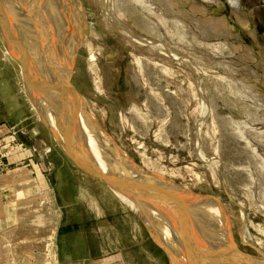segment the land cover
I'll return each mask as SVG.
<instances>
[{"label":"rangeland","instance_id":"obj_1","mask_svg":"<svg viewBox=\"0 0 264 264\" xmlns=\"http://www.w3.org/2000/svg\"><path fill=\"white\" fill-rule=\"evenodd\" d=\"M17 1L0 7L19 5L10 13L18 26L25 5L44 6L51 29L58 14L68 83L93 116L99 149L136 171L144 191L145 179L165 187L193 235L163 203L150 204L159 221L182 243H214L215 264H264V0H238L236 12L226 0ZM216 24L229 28L226 38L217 39ZM28 87L0 37V124L30 154L0 176V264H59L71 256L65 235L82 230L90 255L73 264H170L141 220L64 154L46 123L50 105L37 96V106Z\"/></svg>","mask_w":264,"mask_h":264},{"label":"bare ground","instance_id":"obj_2","mask_svg":"<svg viewBox=\"0 0 264 264\" xmlns=\"http://www.w3.org/2000/svg\"><path fill=\"white\" fill-rule=\"evenodd\" d=\"M226 1L228 2L229 6L232 7L234 12H236V9H239L238 0H226ZM17 2L20 4L19 0ZM1 6L3 9L4 7L3 3H1ZM23 7H25L26 14H28L27 11H29V13L32 12L30 9L31 6L25 5ZM2 9L0 7V37H2L3 41H5L9 49V52H11L13 56H16V59L18 58V61L22 63L21 65L24 68V76L26 80L32 84V87H33V89L28 87V90H29L30 96L32 97L34 103L38 106L39 98H40L41 105L42 104L44 105L47 103L48 105H50L49 113L51 114L53 119L48 118L47 122L45 121L46 123H48L49 128H51L52 130H55L56 132H58L59 135L62 136L64 144L67 146V148L72 153H74L76 158H78L79 160L83 161L86 164L97 166L99 169L103 170L104 172H113L119 176H124L128 180L134 182L135 184H137V186L140 187V184H139L140 177L136 175L137 172L131 169L129 170L127 168H124L123 166L121 167L120 164L111 163L109 161V157L107 158L109 154L99 149L98 143L95 142L94 135H97V133L95 132V129L93 127H90L89 124L87 123V120H91V121L93 120L92 118L93 116L91 117V114H89L86 111V104H85L84 98L77 91H75L73 87L71 88V86L68 83L67 67L70 61V54H68V56L65 58V61H64L63 59L64 41L57 40V27L56 26L53 29V35H52V32H51L52 29L49 28V25H48V23H50L49 21L51 18H49V21H47L46 23L47 25L44 24L45 22L42 23L43 20H40L41 24L38 25L40 26L39 27L40 29L38 28V26H36L35 28L34 27L35 25L33 26L34 28H32V30L37 29L36 32H34V30L32 31L34 32V34L37 33L36 35L38 37L37 41L36 40L34 41L38 45V50H37L33 48V44H31L27 39H25L26 37L23 34L22 36L25 37V38L23 37L24 43L17 39L14 41H12L11 39H7V36L5 34L7 32L8 33L10 32L9 29L13 31V28L10 25L9 26L11 28L10 27L8 28L7 24L3 23V19H4L3 14H5V12L3 13V11L6 9H3V11ZM9 14L10 13H8L6 10V15L8 19L5 16L6 18L5 21L6 22L7 21L9 22V20L14 21L15 22L14 28H16L18 26L16 25L17 21L15 20V17L14 18L12 17L10 19L11 16ZM28 15H27L28 18L32 17V16L29 17ZM45 15H48V14H45ZM24 19L26 20V18ZM30 23H27V24L24 23L23 25L27 26V29L28 28L30 29L31 28ZM220 24L215 25V33H216L215 36L219 37L217 39L225 38L224 36H227L226 29H229V28L219 27ZM23 25H20V27L21 29L23 28L25 31L26 28ZM222 25L225 26L224 23ZM43 27L46 28V30L42 31ZM51 27H52V24H51ZM38 31H42L43 34L39 35L41 33ZM26 34H27V38L30 39V33L28 32ZM218 35H221V36H218ZM52 40H53L54 45L52 44ZM13 42H15V45L11 46ZM19 42L21 43V45H23L22 48H20L17 45V43ZM27 43L29 46L27 45ZM16 45H17V48H16ZM30 48H31V53L34 54L32 56V59H36V61L40 60L39 62L42 64V65L40 64L41 66L39 67V69L35 70L33 68L34 66L32 67L30 65L29 62H31L32 60L31 61H27V60H29L31 56H28L27 53L23 52V51H26L27 49L29 51ZM42 51H44V54ZM246 53L249 54L248 51ZM54 55L55 57L57 56L59 59V65L57 67L53 65V63H55L56 65L58 64V60L57 58L55 60ZM43 61H45L44 64H43ZM44 65L47 66L46 69ZM30 78L32 79L30 80ZM38 85L43 88V92L45 95L44 97L46 98V101L42 99L43 93L41 92V90L35 87ZM43 118L45 119L44 116ZM52 121L55 122L56 124L52 123ZM100 138L101 137L99 136V140ZM143 182L148 184L150 188L151 186L155 188L161 187L157 182L150 181L149 179H145L143 180ZM111 192L132 212L137 213L140 216V218L149 227V230L151 231L154 239L170 252L171 254V257L169 260L170 264H215V253H214L215 244L214 243L207 242L208 247H204L203 245L198 244V243H193L192 245H188V243L185 241L184 243H182L174 236V234L170 231V229L165 227L159 221V219L161 218H159V214L157 213L158 210L153 209V206L150 207L144 204V202H142L140 198H137V197L133 198L129 195L118 192L114 189H112Z\"/></svg>","mask_w":264,"mask_h":264},{"label":"water","instance_id":"obj_3","mask_svg":"<svg viewBox=\"0 0 264 264\" xmlns=\"http://www.w3.org/2000/svg\"><path fill=\"white\" fill-rule=\"evenodd\" d=\"M15 58H16V56H15ZM17 60H18V58H17ZM49 129L52 132L55 140L57 141L58 145L60 146V148L62 149L64 154L78 168H80L81 170H83L87 174H90V175L95 176V177L99 178L100 180H102L109 189H111V190L114 189V190H116L118 192L124 193V194L129 195V196H131L133 198L134 197L140 198L141 201L144 202V204H146L148 206L150 205V203L153 204L154 206H155V204L156 205H162V203H163L165 208H167L174 216L175 215L177 216V219H178L177 222L179 224V228L178 229L184 234L188 233L190 236L193 235L192 232L189 230V227L187 228L185 226V223H187V220H189V218L187 219V216L184 213V209L181 206H179V205L173 204V201L168 199L164 195L163 191L167 190L165 187L164 188L163 187H157L158 189L153 187V186H151V188L147 187V189H148L147 191L151 190L150 192L147 193V191H144V188H140L139 186H137V184H135L134 182L128 180L124 176H119V175H117L116 173H113V172H104L103 170L99 169L97 166H92V165L84 163L83 161H81L78 158H76L74 153H72L67 148V146L64 144L62 136L59 135L58 132H56L55 130H52L51 128H49ZM143 185H142V187H143ZM157 192H159L161 194L158 196ZM163 205H162V207H163ZM158 211H159V209H158ZM134 214L144 224V226L146 227V229H147L149 235L151 236L153 242L166 254L168 260H170V257H171L170 252L164 246L159 244L154 239L151 231L149 230V227L140 218V216L137 213H134ZM166 219L169 220L168 218H166Z\"/></svg>","mask_w":264,"mask_h":264},{"label":"crops","instance_id":"obj_4","mask_svg":"<svg viewBox=\"0 0 264 264\" xmlns=\"http://www.w3.org/2000/svg\"><path fill=\"white\" fill-rule=\"evenodd\" d=\"M26 151H23V152H20V151H15V152H13L12 154H11V156L8 158V161H9V163H11V165L12 164H15V165H17V164H20V163H23L26 159H28L29 157H30V154H28V153H26ZM28 154V155H27ZM29 162H30V160H29ZM20 177H22L21 175H19ZM41 177L42 178H44L42 175H41ZM21 181V180H20ZM24 183H26V184H28V182L27 181H23ZM45 182V181H44ZM45 184H46V182H45ZM41 188V187H40ZM29 189H26V191H27V193L25 192V197H28V195H29V192H30V190L28 191ZM18 191V190H17ZM17 191H16V193H17ZM23 191V190H22ZM16 195V194H15ZM45 200L46 201H49V203L50 204H52V202H53V200H52V198H50L48 195L47 196H45ZM18 201H21V200H18ZM74 204V203H73ZM75 205V204H74ZM5 207H7V212L5 211ZM4 207V212H5V215H6V213H7V218L8 219H12L13 218V211H12V207H11V202L7 205V206H5ZM16 215V214H15ZM9 216V217H8ZM74 218H77V216H75ZM40 219V220H39ZM43 219V218H42ZM39 220V221H38ZM45 220V219H44ZM34 221L36 222V226H38V225H43L42 223V220H41V217H37V218H35L34 219ZM59 220H58V217L56 218V220L54 221V219L52 218L51 219V224L52 225H54V223L56 222H58ZM45 223H50V221H48V220H46V222ZM85 234H90L89 232H84L83 230L82 231H78V232H75V234H72L71 232L70 233H68L67 235H65L67 238H69L70 239V236H71V240H68L64 245H63V247L64 248H68V250L67 251H69L70 253H71V256H69V259L68 260H66V261H61V262H59V264H73V262L72 261H70L71 259H73V261H74V263L76 262V261H82V260H85L84 259V257H83V255L85 254L86 255V257L88 256V255H90V249L88 248V246H87V236L85 235ZM72 236H73V238H72ZM61 246H60V249L59 248H57V253L59 254V259H61ZM96 248V247H95ZM94 247L93 248H91L92 250H94L95 249ZM69 249H71V250H69ZM48 250H49V253H51V255H52V251H51V249L50 248H48ZM64 251H66V250H64ZM50 255V256H51ZM84 255V256H85ZM54 256H56L55 255V253H54ZM77 256H79V257H77ZM90 264H92V262L90 263Z\"/></svg>","mask_w":264,"mask_h":264},{"label":"flooded vegetation","instance_id":"obj_5","mask_svg":"<svg viewBox=\"0 0 264 264\" xmlns=\"http://www.w3.org/2000/svg\"><path fill=\"white\" fill-rule=\"evenodd\" d=\"M168 1H170L169 3H172V1L171 0H168ZM199 1H201V0H199ZM13 3H10V5H12ZM15 4V3H14ZM178 6H181L179 3H178ZM199 6V5H198ZM206 6V5H205ZM8 7V9H9V11H11V9H13V7L15 8L14 10H18L17 8H18V6H7ZM13 10V11H14ZM31 10L33 11V12H30L29 13V11H27V13L29 14H24V15H22V13H17L16 15L17 16H19V19H21V21L23 20L24 21V23H30L31 21H33V22H31L30 24H31V28L29 29H27V26H25V25H23L24 23H23V21H22V25L23 26H25V28H26V30L24 31V29L22 28V33L21 34H23V35H25V37L24 36H20V34H19V32H17V30H16V33H18L17 35H19V36H17L16 34H15V32L13 33L14 35V37H11L10 39L12 40V41H14L15 40V37L17 36L18 37V39H19V37H22V39H23V37L25 38V39H27L31 44H33V48H35V49H37L38 50V45H37V43H35L34 41L36 40L37 41V33L36 34H34V32H32L33 30H32V28H36V26H37V24H36V20L35 19H37L38 17H39V20H40V16H42V14L44 15V17H45V19L46 20H48L49 21V19H48V17H46L45 16V9H44V6H42L41 8H39V9H37V8H34V10L31 8ZM13 11H11V12H8V13H11L12 14V12ZM19 11V10H18ZM36 11V12H35ZM4 12H5V16H6V11L4 10ZM58 13V12H57ZM10 15V14H9ZM27 15L30 17V16H32V17H30V18H28L27 17ZM58 15V14H57ZM57 15H56V18L53 20V22H54V24H53V26H52V31H53V29H54V27L56 26L57 27V25H58V20H57ZM11 16V15H10ZM12 17V16H11ZM24 18H26V20L24 19ZM11 19V18H10ZM15 19H16V17H15ZM32 19V20H31ZM41 20H42V18H41ZM44 22V21H43ZM9 23H11V25L10 26H12V28L13 27H15L14 26V24H15V22L14 21H12V20H9ZM17 24V23H16ZM33 24V25H32ZM35 25V26H34ZM34 26V27H33ZM18 27H20V25L18 26ZM14 29V28H13ZM20 29H21V27H20ZM29 30V31H28ZM44 30H46V28H42V31H44ZM30 33V39L29 38H27V34L26 33H28V32ZM42 31H38V32H40L41 34H39V35H42L43 34V32ZM36 36V37H35ZM16 37V38H17ZM13 38V39H12ZM226 38V37H225ZM39 39H41V38H39ZM38 39V40H39ZM23 43H24V41H22ZM27 42V41H26ZM17 45L21 48L23 45H21V43L19 42V43H17ZM27 45H28V43H27ZM29 46V45H28ZM26 52L28 53L29 51H28V49L26 50ZM44 52V51H43ZM34 54L32 53V55H31V57L33 56ZM36 60V59H35ZM30 63V62H29ZM36 73V72H35ZM31 80V79H30ZM35 85V84H34ZM37 89H39V90H41V92L43 93V95H42V99H44L45 101H46V98L44 97L45 95H44V92H43V88L41 87V86H35ZM225 249V248H224ZM226 251H227V253H228V258H233V257H231V256H233L231 253H229L228 252V250L227 249H225ZM249 257V256H248ZM251 257V256H250ZM251 259H254L253 257L251 258ZM255 259H257V258H255ZM258 260V259H257ZM244 261V260H243Z\"/></svg>","mask_w":264,"mask_h":264},{"label":"built area","instance_id":"obj_6","mask_svg":"<svg viewBox=\"0 0 264 264\" xmlns=\"http://www.w3.org/2000/svg\"><path fill=\"white\" fill-rule=\"evenodd\" d=\"M24 149L18 144L15 133L10 129H5L0 124V176L5 174L11 165L8 158L15 151L22 152Z\"/></svg>","mask_w":264,"mask_h":264}]
</instances>
